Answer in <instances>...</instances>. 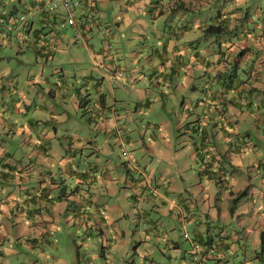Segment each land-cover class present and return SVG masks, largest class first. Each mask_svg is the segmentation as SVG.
I'll return each mask as SVG.
<instances>
[{
    "label": "rangeland",
    "instance_id": "1",
    "mask_svg": "<svg viewBox=\"0 0 264 264\" xmlns=\"http://www.w3.org/2000/svg\"><path fill=\"white\" fill-rule=\"evenodd\" d=\"M44 1H51L49 5L52 6V0ZM18 2L19 0H2L3 4L9 5L8 9L13 5L18 7ZM153 3L149 0L141 2L143 12L140 19L143 29L133 32L130 29L132 25L129 24L118 35L111 37L110 56L115 57V62L119 57L123 63L122 67H125L124 71L119 72V75H124L123 80L114 76H112L113 80L111 79L113 86L118 90L116 108L121 125L118 136L125 138L128 134L133 140H126V148L121 152L119 141L112 135L111 144L115 151L108 156L113 162H119L117 168L122 170V173L125 174L126 168L134 172L128 173L126 182L122 184L121 181L119 185H127V182L129 184L133 177L137 179H134L136 183H139V176L144 178L148 175L150 178L148 182H151L150 186L154 188L152 193H158L155 183L160 178L163 185L168 186L166 196L160 191L164 197L159 198L148 189L139 201H131L133 207L125 205L126 213L119 218L122 222L121 227L126 230L123 238L117 237L109 230L96 231L95 226L98 223H93V226L88 224L87 230L84 231L83 229L86 228V225L82 226L84 214L80 211L77 201L70 203L72 210L63 207L60 212L52 207L43 210V214L46 215L43 218L48 221L44 224L48 230L47 234H34L36 225L29 224V221L37 220L27 216L29 215L27 208L24 209V215L28 220H24L26 225L22 226L18 224V221L20 222L18 208L2 211L0 264H195L197 260L193 257L192 243L198 249H202L203 246L198 242V238L206 240L209 236H216L211 247L218 244L220 239L226 242V246L223 247V261L226 264H264V247L261 243V238L264 237V67L261 72L263 89L259 91L263 103L254 101L248 104L249 112L238 118L236 130L240 146L237 154L241 156V162L234 160V155L230 160L225 156L222 164L225 172H228L222 181L218 182V175L208 178L204 173V164L202 165L204 155L198 158V162L201 163L189 160L190 163L187 164L186 151L192 148L189 141L190 135L194 134L189 129L186 130L187 126L191 128V122L178 118L183 111L180 104L183 98L188 105L192 104L190 109L197 106L199 95L192 87V83L202 89V80L215 77L224 70L222 65L218 64L217 67L218 65L212 61L213 54H219V50H223L225 56H232L231 62L234 61L233 53H239L244 45H237L234 46L235 49H231L229 38L235 41V38L241 37L244 33L248 34L250 32L248 29L252 27L256 30L264 28V0H161L157 3L155 12L151 13L153 7L148 6ZM53 10L63 13L61 6ZM218 11L222 14L217 13ZM15 13L18 16L20 12L17 10ZM223 15L226 17V25L223 26H227L226 29H206L208 23L217 24L215 20ZM113 19L112 15L109 20L106 19L107 25L112 29L115 26ZM181 24L182 27L187 25L191 27L180 32L178 26ZM174 31H178L175 40L179 45L173 52L181 54L178 55L181 56L180 62H176L173 52L166 50L161 58L156 55L154 49L159 47L161 50L163 44L169 48L170 43H173L169 39L173 37ZM67 37H71V33H68ZM77 38L79 39L77 45L80 48L77 55H82V62H65L64 66L72 69L78 64H85L88 74L94 77V81L102 80L99 89L107 92L109 87L106 79L101 77L100 71L94 68L92 60L86 56L81 44L82 39L78 35ZM250 38L251 36H248V39ZM140 49L144 50L139 51ZM196 50L200 54L198 57L195 55ZM15 51L14 46L0 43V56L15 55ZM249 51L252 52L251 50L242 52L243 63L249 61ZM127 52H130V56H126ZM148 54L154 57L158 68L152 76H149L152 68L147 62ZM130 57H134L135 60L132 61ZM206 57L211 59L210 63L206 62ZM0 59L4 60L3 64L8 61L4 57ZM166 59H170L171 63L166 69H162L159 65ZM15 62L13 60L9 64L15 65ZM249 70L247 68L245 71L249 72ZM165 71L168 73L167 77L164 76ZM110 73L113 75V72ZM169 76L172 77L171 80ZM187 78L192 83L187 84ZM164 79L167 80V84L164 83ZM11 83L9 75L0 76V100L5 97L8 101V93L14 98L18 97V100L21 91L26 94L24 90L28 86L22 81L21 76L18 77V90L14 89ZM245 85H248V82ZM168 88L171 89L169 92ZM29 89L32 92L26 95H33L32 98L36 99L40 90H35L39 87ZM90 91L95 93V90ZM160 91L167 93V96L163 94L162 99L158 98L161 95ZM173 93L179 96L174 97ZM157 94L159 95L155 98ZM122 95L125 96L127 103L122 101ZM107 99L110 100L111 105L112 97L109 94ZM248 99L253 101L250 97ZM146 100H150L149 104H138ZM48 101L49 97H47ZM36 108L39 107L31 104L25 109L32 112ZM78 115L81 116L80 112ZM256 119L257 122L254 123ZM72 121L78 122L69 126L72 131L85 126L84 134L97 136L99 140L106 134L104 127L99 124V116L92 111L85 113V122ZM1 133L0 129V139L2 137L7 139L8 134ZM58 138L62 137L58 135ZM153 139L159 145L166 144L169 152L157 153L146 150ZM20 145L18 136L7 139L6 144H2L6 150L12 152L14 149L15 154L18 155L19 152L21 156L27 158ZM100 156L104 159L108 157L103 154ZM15 159L18 161L17 158H13L12 162L18 166ZM146 161L148 162L145 166L143 162ZM24 171L30 172L27 166L24 167ZM61 174L59 171L54 173L55 178L58 179ZM66 179L70 184L61 180L62 192L64 189L70 192L76 184L72 177ZM8 181L10 184L0 179V187H17L18 179L10 176ZM95 192L100 199L105 200L106 204H110L112 195H115L101 189H96ZM7 194L8 191L4 194L0 193V197L5 199ZM29 207L32 210L31 204ZM92 207H88L89 218L98 221L96 211ZM141 208L149 212L153 221L149 235L142 230V217L139 214ZM103 227L105 228L104 222H102ZM185 230L189 236L184 234ZM139 243L149 249V254L141 249L135 251ZM209 259L205 257V261L208 262Z\"/></svg>",
    "mask_w": 264,
    "mask_h": 264
},
{
    "label": "crops",
    "instance_id": "2",
    "mask_svg": "<svg viewBox=\"0 0 264 264\" xmlns=\"http://www.w3.org/2000/svg\"><path fill=\"white\" fill-rule=\"evenodd\" d=\"M76 1L72 6L74 23H69L61 5L59 6L62 7L63 13H59L57 10H44L45 2L48 4L50 1L19 0L18 7L13 5L12 8L8 9L9 5L3 4L0 0V43L4 45L8 43L16 49L15 55L0 56L8 60L3 64L4 60L0 59V63L2 62L0 76L9 75L11 85L16 90H18V77L21 76L22 81L28 86L24 90L26 94L32 92L29 88L39 87L35 91L40 90L36 99L35 97L32 98L33 95L27 96L21 91L20 100L18 97H12L9 93L7 94L8 101L5 97L0 100L1 134H8L7 139L18 136L21 149L24 151L23 154L27 156L25 158L19 152L18 155L15 154L14 149L12 152L6 150L2 144H6L7 139L3 137L0 139V179L5 180L7 184H10L8 181L10 176L18 179L17 187H0V193L4 194L8 191L5 199L0 197V214L2 211L18 208V219L20 220L18 224L26 225L24 220H28L27 216H32L37 220L29 221V224L36 225V227L34 226V234H47L48 230L44 224L48 221L43 218L46 216L43 214V210L49 207L57 208L59 212L62 207L72 210L70 203L77 201L80 211L84 214V223L82 224V226L86 225L84 231L87 230L88 224L93 226V223H98L95 226L96 231L109 230L117 237L123 238L126 230L121 227L122 222L119 221V218L120 215L126 213L124 206L133 207L132 200L133 202L139 201L146 190L149 189V192L152 193L154 188L150 186L151 182H148L150 179L148 175L144 178L139 176V183H136L135 180L137 179L133 177L129 184L127 182V185H119L121 181L122 184L126 182L128 173L134 172L126 168L125 174L122 173V170L117 168L119 162H113L112 158L108 156L109 153L115 151L111 144L112 135L114 139L119 141V146L122 148L121 152L126 148L125 141L133 140L128 134L125 138L118 136L121 126L116 108L118 90L113 86L111 79L113 80L112 76H114L123 80L124 75H119V72L120 70L124 71L125 67H122L123 63L119 57L115 62V57L110 56L112 53L111 37L118 35L129 24L132 25L130 29L133 32L136 30L139 32L143 29L140 19L143 12L141 2L147 0ZM154 9L155 6L151 13L155 12ZM17 10L20 12L18 16L15 15ZM22 14L26 16L24 22L17 19ZM111 15L114 17L115 23L113 29L106 23V19L109 20ZM182 26L183 24L178 26L180 32L191 27V25ZM76 27L86 37L87 43H81L86 56L92 60L94 68L100 71L101 77L106 79L108 83L107 92L99 89L102 80L94 81V77L88 74L89 71L85 64H78L72 69L64 66L65 62H82V55H77L80 48L77 45L79 39L77 38ZM68 33H71V37H67ZM173 33V37L169 39L173 43H170L169 48H166L165 44L161 50L159 47L154 48L156 55L162 58L166 50L173 52L174 49H177L179 43L175 39L178 31ZM250 33L248 35L244 33L245 35L242 37L235 38V41L230 43V48L235 49L234 46L248 45L253 42L254 47L259 50L255 63L262 62L264 64V32L262 28H258L254 34ZM248 36L251 38L248 39ZM173 54L176 62H180L181 56H178L180 53L173 52ZM195 55L197 57L200 55L198 50L195 51ZM126 56H130V52H127ZM201 57L205 58V56ZM220 57V54H213L212 61L216 65H221L224 61H218ZM228 57L231 59L232 56L228 55ZM130 58L132 61L135 60L134 57ZM13 60L16 61V64L10 65L9 62ZM210 61L211 59L206 57V62L210 63ZM147 62L152 68L149 76H152L158 71V68L151 54H148ZM170 63L171 60L166 59L159 66L166 69ZM72 72L73 74H71ZM110 72H113V75ZM167 74L165 71L164 76L167 77ZM251 75L254 78L251 76L249 81H252L251 84L255 86V90L252 92H248V86L245 84L239 90L229 89L216 76L202 80V89L187 78V84L192 83V87L197 90L199 97L197 106L193 109H190L192 104L188 105L184 98L180 101L183 111L178 118L179 120H189L191 128L187 126L186 130L189 129L194 134L190 135L189 142L192 144V148L186 151V162L188 164L190 163L189 160H195V162L201 163L198 162V158L204 155L202 160L204 173L208 178L218 175V182L222 181L228 172H225L224 164H222L225 156L230 160L231 156L234 155V160L241 162V156L237 154L240 146V139L236 130L238 118L241 115L245 116L247 111L249 112L248 104L254 101L263 103L259 93L263 89L262 75L261 73L256 74V72H252ZM130 76L134 77L132 74ZM169 78L171 80L172 77L169 76ZM164 83L167 84V80L164 79ZM90 90H95V93H91ZM170 90L168 88V92ZM159 93L161 95L157 94L155 98L159 95L158 98L161 97L160 99H162L163 94L167 96L164 91ZM108 94L112 97L111 105L110 100L107 99ZM123 95L122 101L127 103ZM173 96L179 95L173 93ZM47 97H49L48 102ZM248 97L252 98L253 101L249 100ZM177 99L179 98L177 97ZM149 102L150 100L140 101L138 104L147 105ZM31 104L39 108L29 112L25 108ZM87 111H92L99 116V124L106 131L105 136L100 140L97 136L85 135V126L75 128V131L69 129V126L78 123L72 120L85 122ZM79 112L81 116L78 115ZM226 115L231 117H226ZM256 122L257 119L254 123ZM165 124L168 123L165 122ZM58 132L62 133L59 134ZM58 135L62 138L59 139ZM156 142L153 139L152 143L147 145L146 150H153L157 153L158 151L169 152L166 144L159 145ZM100 154L108 157L104 159ZM13 158L18 159V161L15 159L18 166L13 164ZM147 162H143V164L146 166ZM137 163L140 164L139 161ZM36 164L37 168H35ZM26 166L30 170L29 173L24 171ZM58 171L62 174L56 179L54 173ZM112 171L113 175L111 176ZM67 177H72L76 184L70 192L65 189L62 192L61 180L70 184L69 180L66 179ZM143 179L145 181H142ZM155 187L158 193H152L153 195L157 194L159 198L166 196L168 186L163 185L160 178L155 183ZM96 189L115 194L112 195V202L106 204L103 198L100 199L97 196ZM160 191L164 195H161ZM30 204L32 210H30ZM90 206H93L92 208L96 211L98 221L89 218L88 207ZM25 208L29 211L27 216L24 215ZM139 214L142 217V230L149 235L150 228L153 227L149 212H146L145 208H141ZM102 222L105 223V228H102ZM208 236L209 233L207 232ZM206 240L198 238V242L202 246H207L208 250L211 246L206 243ZM220 241L221 243L217 247L211 249L223 256V247L226 246V242L221 239ZM139 249L149 254V249L140 243L136 246L135 251ZM208 251V255H211L210 250Z\"/></svg>",
    "mask_w": 264,
    "mask_h": 264
},
{
    "label": "trees",
    "instance_id": "3",
    "mask_svg": "<svg viewBox=\"0 0 264 264\" xmlns=\"http://www.w3.org/2000/svg\"><path fill=\"white\" fill-rule=\"evenodd\" d=\"M153 2L154 3L151 4L150 7H154V6L156 7L157 6L156 3H158L159 0H153ZM49 4L50 3L46 4V2H45V5L43 6L44 10H51L52 11L53 8H58L59 5H61V4H58L57 6H50ZM64 11H65L64 13L66 15L65 8H64ZM217 13L222 14L221 11H218ZM17 18L19 19V17H17ZM215 21H217V24H213L212 22H210V23H208V26H207L208 28H206V29H208V30L209 29L223 30V29L227 28V26L223 27L224 25H226L225 24L226 17L224 15L222 17H217V19ZM234 23H237V22H234ZM77 31H79L80 35L82 36V38H81L82 42L87 43L86 37H84L83 33H81V31L76 27V32ZM248 31L251 32L250 34H254L256 31V28L252 27V28L248 29ZM262 31L264 32V28L262 29ZM243 35H245V34H243ZM246 35H248V34H246ZM229 40L231 41V43L233 42V38H229ZM250 44H252V46H250ZM250 44L244 45L243 46L244 48L242 47L241 48L242 50L239 53H237V54L233 53L234 61H232V62H231L232 59H229L228 56H225V52L223 50H219V54L221 57L218 59V61H222V60L224 61L221 64L222 65L221 67H222V69L224 68V70L220 71V73L218 75H216V77L221 79L223 84L226 85L229 89L239 90V88L242 85H244L245 83L248 82V85H247L248 86V88H247L248 92H252L253 90H255V86L251 84L252 81H249V78L252 76L251 75L252 72H256V74L261 73L262 69L264 67V64L262 62H259L257 64L255 63V59L258 56L259 50L254 47L253 42H251ZM230 46H231V44H230ZM245 50H247V51L251 50L252 52H250V51L248 52V54L250 56L249 61H246V63H243L242 52ZM245 56L248 57L247 53H245ZM244 59L246 60V58H244ZM227 64H229V65H227ZM247 68L250 69L249 72L245 71ZM243 73H245V74H243ZM214 239H216V236H209L206 240V243H209L208 245L211 246L212 243L214 242ZM220 243H221V241L219 240L218 244L216 243L214 245V248L217 247ZM261 243L264 247V237L263 236L261 238ZM211 248L208 249V250H210L211 255H208L209 251L207 250L206 246L203 245V247L201 249L203 259L205 260V257L210 258L208 262L207 261H205V262L207 264H226L223 261V256L218 255L219 253L213 252V250ZM194 263L200 264L198 261L194 262Z\"/></svg>",
    "mask_w": 264,
    "mask_h": 264
},
{
    "label": "built area",
    "instance_id": "4",
    "mask_svg": "<svg viewBox=\"0 0 264 264\" xmlns=\"http://www.w3.org/2000/svg\"><path fill=\"white\" fill-rule=\"evenodd\" d=\"M50 2H51V1H50ZM50 2H49V3H50ZM76 2H77L76 0H52L51 5H52V6H56V5H58V4H61V5L65 8V10H66L67 21H68L69 23H74V15H73V9H72V6H73V4L76 3ZM57 3H58V4H57ZM19 19H20L21 21H25V20H26V16H25V14L20 15V16H19ZM76 33H77V35H78L80 38H82V36L80 35V32H79V31H77ZM152 190H153V189H152ZM184 234H185L186 236H189V233L187 232V230H185ZM192 245H193V247H194V249H193V257H194V259L197 260L200 264H207V263L205 262V260L203 259V257H202L203 255H202V253H201V249H198L197 247H195V246H194V243H192Z\"/></svg>",
    "mask_w": 264,
    "mask_h": 264
}]
</instances>
